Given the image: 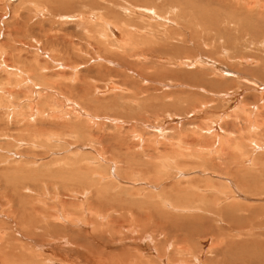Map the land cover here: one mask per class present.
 I'll use <instances>...</instances> for the list:
<instances>
[{"label": "rangeland", "instance_id": "1", "mask_svg": "<svg viewBox=\"0 0 264 264\" xmlns=\"http://www.w3.org/2000/svg\"><path fill=\"white\" fill-rule=\"evenodd\" d=\"M51 1L0 0V264H109L110 259L175 264L180 256L186 264H264V106L258 104L264 94L240 79L244 76L264 85V6L253 0H147L164 18L154 20L134 11L137 8L133 6L145 0ZM204 13L218 18L216 27L203 24L207 20ZM104 21L110 22L115 33H121L115 25L131 31L142 26L146 34L160 33L163 43L168 42L159 30L167 26L168 47L151 42L149 48L114 49L118 44L114 32L106 29L108 43L100 36ZM257 23L259 32L245 28ZM225 30L233 36L230 43L224 40ZM137 36L133 35V40ZM100 38L105 45L98 49ZM145 47L158 48L164 51L159 55L167 58L175 54L178 58L183 54L200 57L204 64L172 67L167 59L156 56L137 63L135 71L124 63L116 64L129 48L143 52ZM59 64L78 67L59 71L55 69ZM214 65L224 68L231 80L210 77ZM12 68L20 77L9 73ZM231 70L239 77L231 76ZM72 71H76L75 77L69 80ZM109 76L118 82L125 80L131 92L148 88L147 95L137 93L142 104L125 102L120 92H99ZM6 77L17 86L10 85ZM143 77H148L147 84ZM26 78L48 91L65 90L66 96L86 104L101 121L77 117L64 98L55 94L52 102L70 110L68 116L59 117L62 112L52 103L47 105L50 102L39 107L37 85L19 86ZM198 86L215 92L229 89L231 97L217 98ZM36 103L42 110L31 108ZM239 104L245 111L254 104L255 112H240ZM200 105L202 111L197 110ZM227 113L225 122L218 120L216 128L222 125L241 139L225 146L217 155L219 160L214 151L202 158H185L173 152L176 146L166 143L151 150L153 138L148 133L154 132L159 140L160 128V132L167 129V136H174L176 142L182 136V141L191 139V149L205 148L203 144L210 142L213 134L199 127ZM105 117H119L122 125L107 122ZM187 123H197V128L188 124L191 130H186ZM136 134L143 135L145 143L134 138ZM74 163L86 179L74 174ZM63 179L74 182L66 184ZM98 189L104 193L103 202L95 196ZM69 199L73 207L67 205ZM141 248L145 254L140 253Z\"/></svg>", "mask_w": 264, "mask_h": 264}, {"label": "bare ground", "instance_id": "2", "mask_svg": "<svg viewBox=\"0 0 264 264\" xmlns=\"http://www.w3.org/2000/svg\"><path fill=\"white\" fill-rule=\"evenodd\" d=\"M51 1V0H50ZM53 1H55V0H53ZM63 1V0H62ZM67 1V0H66ZM67 2H69V1H67ZM71 2V1H70ZM69 2V3H70ZM253 2H254V4L255 5H257V6H260L261 4H262V6H264V0H253ZM51 3H52V1H51ZM53 3H55V2H53ZM64 3V2H63ZM249 3V2H248ZM62 4V3H61ZM88 4V3H87ZM127 4V3H126ZM31 5V4H30ZM66 5V4H65ZM70 5V4H69ZM128 5V4H127ZM62 6V5H61ZM134 8H137V9H135L134 11H136L135 13H138V14H142V15H144L143 17H146L147 19H154L155 17H159L160 19H164L162 16H161V14L157 11V8H156V6L155 5H153L151 2H148L147 0H145V1H143L139 6H136L135 7V5L133 6ZM59 8V7H58ZM129 8V7H128ZM60 9V8H59ZM125 9H127V8H125ZM171 10H172V8H170ZM123 10H124V7H123ZM90 13V12H89ZM184 13V12H183ZM79 14V13H78ZM146 14H150L149 16L148 15H146ZM175 14H176V12H175ZM205 15H206V18H207V20H204L206 23H203L204 25H207V26H209V27H216L217 26V23H218V18H216V16L215 15H211V14H206V13H204ZM57 15V14H56ZM80 15V14H79ZM96 15V14H95ZM152 15V16H151ZM58 16V15H57ZM214 16V17H213ZM65 17V16H64ZM80 17V16H79ZM250 17V16H249ZM94 18V17H93ZM158 18V19H159ZM244 18H245V16H244ZM63 19V18H62ZM203 19H204V17H203ZM71 19H69V21H70ZM154 20H156V19H154ZM260 20V19H259ZM61 21V20H60ZM76 21V20H75ZM80 21V20H79ZM81 22V21H80ZM174 22V24H176L177 25V22H175V21H173ZM258 22V21H257ZM260 23V22H259ZM264 23V22H263ZM81 24H83V23H81ZM80 24V25H81ZM76 25V24H75ZM103 27H102V29L101 30H99L100 31V33L102 32V34H100V36L102 37L103 36V39H102V41L103 40H105V35L104 34H106V29H109L111 32H114V31H112V29H111V25H110V22H107V21H104V23H103ZM143 25V24H142ZM163 25H165V24H163ZM180 25V24H179ZM258 25V23L257 24H254V25H250V26H246L245 28L247 29V30H249V31H253V32H256V31H258L257 29H259V27L260 26H258L257 28H255V26H257ZM78 26V25H77ZM116 26V28H117V30H121V33H119V31H116V33L114 32L113 33V35H114V39H115V41H118V44H114V46H112L114 49H120L121 48V50L122 49H124V48H128V47H132V46H134L136 49L137 48H141L142 46L144 47V46H146L147 48H149V45H151L152 43L151 42H155V43H157L158 45H159V47H168V43H169V34H168V32H167V30L165 29L167 26H164V27H162V29H160L159 31H163V32H161V34H162V36L164 37L163 38V40H165V41H167L168 43H163L162 42V39L158 36L159 34H156L155 32H152L151 31V33L150 34H146L147 32H146V30L144 29V27H142V26H137L136 28H135V26H134V28H135V30L134 31H131L130 29H123V26L121 27V26H118V25H115ZM86 26H84V31L86 30V28H85ZM100 27V26H99ZM128 27V26H127ZM150 27V26H149ZM169 27V26H168ZM79 27H77V29H78ZM263 28V27H262ZM81 29V27L79 28V30ZM264 29V28H263ZM44 31V30H43ZM263 31V30H262ZM87 32V31H86ZM85 32V33H86ZM146 32V33H145ZM259 32V31H258ZM261 32V31H260ZM67 34V33H66ZM201 34H202V32H201ZM223 34H224V36H225V39L224 40H226V42H231L230 41V38H232L233 36H232V34H231V32L230 31H228V30H225V31H223ZM252 34H254V33H252ZM258 34H260V33H258ZM257 34V35H258ZM120 35H121V38H119L120 37ZM133 35H138L137 36V40H133ZM203 35V34H202ZM243 36V35H242ZM259 36V35H258ZM261 36V35H260ZM257 37V36H256ZM156 38H160V39H156ZM210 38H213L212 36H210ZM95 39H96V37H95ZM98 39V38H97ZM81 40V39H80ZM93 41V40H92ZM92 41H91V44H93L92 43ZM211 41H212V39H211ZM235 41V40H234ZM99 43H96L97 44V48L99 49V45H101L102 47H104V45L101 43V38H100V41H98ZM103 42H106V40L105 41H103ZM106 43H108V42H106ZM116 43V42H115ZM220 43V42H219ZM235 43V42H234ZM264 43V42H263ZM260 44V43H259ZM107 46H108V44H106ZM154 46V45H153ZM13 47H15V46H13ZM96 47V46H95ZM102 47H100L101 48V51H102ZM145 47V48H146ZM158 47V46H157ZM105 48H106V46H105ZM135 48H134V50H132V48H131V50H130V48L127 50V51H125V55H124V57L122 58V54H120L121 56V61L120 62H118L117 61V65H118V63H121V65H122V63H124V67H126L127 69H131V68H133L137 63H140V61H142V62H146V60H149V59H151L152 57H154V56H156L158 59H162V60H166L167 59V61H165V62H168V64L169 65H171L172 67H174V66H188V65H195V64H199V66L201 65V64H204V62L201 60V58L199 57V58H194V59H192V58H190L189 56H187V55H182V58H178V57H176L175 55H179V54H175L174 56H170V58H167L166 56H162V55H164V51H162V52H160L159 51V49L158 48H154V50L153 49H145L146 51H144L143 50V52H142V50L141 51H136L135 52ZM14 49V48H13ZM13 49H12V51H13ZM32 50V49H31ZM80 50V49H79ZM87 50V49H86ZM106 50V49H105ZM138 50V49H137ZM140 50V49H139ZM74 51V50H73ZM83 51V50H82ZM99 52H100V50H98ZM104 51V50H103ZM133 51V52H132ZM14 52V51H13ZM84 52V51H83ZM82 52V53H83ZM112 52H114V51H112ZM167 52V50L165 51V53ZM174 52H175V50H174ZM16 53V52H15ZM21 53V52H20ZM85 53V52H84ZM114 53H116V52H114ZM121 53V52H120ZM10 54V53H9ZM17 54V53H16ZM100 54V53H99ZM108 54V53H107ZM110 54H111V52H110ZM159 54H162V55H159ZM169 54V53H168ZM21 55V54H20ZM88 55V54H87ZM103 55V54H102ZM109 55V54H108ZM114 55V54H113ZM117 55H119V51H118V53H117ZM225 55L227 56H229V54H227V53H225ZM99 56H101V55H99ZM110 56V55H109ZM116 56V55H115ZM227 56V57H228ZM98 57V56H97ZM169 57V56H168ZM230 57V56H229ZM104 58V57H103ZM119 58V57H118ZM175 58V59H174ZM252 58V57H251ZM232 59V58H231ZM57 60V59H56ZM97 60V59H96ZM100 60V59H99ZM154 60H155V58H154ZM52 61V60H51ZM88 61V60H87ZM92 61H93V59H92ZM98 61V60H97ZM150 61V60H149ZM191 61H193L192 63H191ZM208 61V60H207ZM210 61V60H209ZM254 61V60H253ZM59 62V61H58ZM100 62V61H99ZM241 62V61H240ZM60 63V62H59ZM90 63V62H89ZM112 63V62H111ZM153 63V62H152ZM212 63H213V61H212ZM243 63V62H242ZM155 64H157L156 62H155ZM205 64H207V63H205ZM217 64H218V62H217ZM238 64H239V62H238ZM247 64V63H246ZM245 64V65H246ZM254 64V63H253ZM113 65V64H112ZM140 65V64H139ZM147 65V64H146ZM244 65V64H243ZM70 66V65H69ZM88 66H89V64H88ZM96 66H97V64H96ZM119 66V65H118ZM203 66V65H202ZM75 67H78V66H71V67H68L67 65H65V64H59V65H57V67L55 68V69H58L59 71H60V69H65L66 70V68H68V69H72V70H76V68ZM98 67V66H97ZM101 67H102V65H101ZM142 67H144V66H142ZM149 67H150V65H149ZM160 67H162V68H168V66H166V65H160ZM211 67H213V68H211V70H210V77H220L221 79H222V77H227V78H229L230 79V77H228V76H226L227 74H226V71H224V68L223 69H221V68H219V67H217V66H211ZM236 67V66H235ZM11 68V67H10ZM94 68V67H93ZM106 68V67H105ZM147 68V67H146ZM202 68V67H201ZM245 68V67H244ZM13 69V71H9V73H13L14 75H15V77H17V76H19L20 77V72H18L16 69H14V68H12ZM54 69V70H55ZM109 70H110V72H112L111 70L112 69H110V68H108ZM137 69V68H136ZM150 69H151V67H150ZM11 70V69H10ZM43 70V69H42ZM46 70V69H45ZM53 70V69H52ZM108 70V71H109ZM133 70H134V68H133ZM161 70V69H160ZM159 70V71H160ZM21 71V70H20ZM24 71V70H23ZM135 71V70H134ZM167 71V70H166ZM170 70H168V72H169ZM236 71H238V70H236ZM73 72H76V71H72V75L70 76V78H69V80H71L73 77H75L73 74ZM139 72H140V70H139ZM151 72V71H150ZM8 73V74H9ZM21 73H23V72H21ZM47 73H49L48 71H47ZM56 73V72H55ZM54 73V74H55ZM79 73V72H78ZM129 73V72H128ZM133 73V72H132ZM152 73V72H151ZM7 74V73H6ZM58 74V73H57ZM230 74H232L231 76H233V77H239L238 75H237V73H235V71L234 70H231V73ZM48 75H51V74H48ZM79 75V74H78ZM77 75V76H78ZM109 75V74H108ZM110 75H112V74H110ZM137 75H138V73H137ZM154 75V74H153ZM7 76V75H6ZM28 76V75H27ZM79 76H82V75H79ZM115 76L116 77H118V75L117 74H115ZM8 77V76H7ZM6 77V78H7ZM23 77V76H22ZM21 77V78H22ZM121 77V76H120ZM140 77V76H139ZM256 77H257V74H256ZM77 78V77H76ZM84 78V77H83ZM95 77H93V79H94ZM8 79V82H10V77L9 78H7ZM56 79V78H55ZM60 79H62V78H60ZM75 79V78H74ZM99 79V78H98ZM118 79H119V77H118ZM228 79V80H229ZM240 79H243L245 82H247V84H250L251 86H253V87H251V88H256V90H257V88H258V91L260 92V93H262V94H264V85L263 86H260L257 82L256 83H254V82H252L251 80H249V79H247V77H244V76H240ZM50 80V79H49ZM75 80H77V79H75ZM142 80L145 82V84H147V82L146 81H149V79H148V77H146V78H142ZM223 80V79H222ZM226 80V79H225ZM227 80V81H228ZM231 80V79H230ZM66 81V80H65ZM68 81V80H67ZM79 81H81V79H79ZM84 81V80H83ZM93 81H96L95 79L93 80ZM235 81V80H234ZM98 82V81H97ZM237 82H238V80H237ZM239 82H241V80L239 81ZM25 83H28L27 85H30L29 83H31L32 85H30V86H32V87H34L35 85H37L36 83H34L33 82V80H31V79H29V78H26L22 83H20V85L19 86H22L23 84H25ZM62 83V82H61ZM60 84V83H59ZM65 84V83H64ZM76 84H78V82H76ZM80 84V83H79ZM78 84V85H79ZM95 84V82L93 83V85ZM99 84V83H98ZM264 84V83H263ZM10 85H14V86H17L12 80H11V82H10ZM53 85H54V83H53ZM74 85V84H73ZM82 85V84H81ZM93 85H91V86H93ZM104 85H105V88L104 89H102V90H98L99 92H101V93H104V94H108V93H111V94H113L114 92L113 91H115V92H120L121 94H120V96H122V97H124L125 98V102H127L128 101V103L132 100V102H135L136 104H142L141 103V99L139 100V96H140V94H142V96L145 94V95H147V90H148V88H144V89H142L141 87L140 88H138V90L137 89H135L136 91L135 92H131V90H130V88L127 86V84H126V81L125 80H119V82L118 81H116L115 80V78L113 77V76H109V78H108V80L106 81V83H104ZM161 85H163V84H161ZM164 85H166V83L164 84ZM262 85V84H261ZM76 86V85H75ZM74 86V87H75ZM25 87H26V85H25ZM40 88V89H37V88ZM54 87H56V86H54ZM58 87V86H57ZM65 87V86H64ZM71 87V86H70ZM78 88V90H80L79 89V86H77ZM103 87V86H102ZM23 88V87H22ZM68 88V87H67ZM83 88H85V86L83 87ZM92 88V87H91ZM197 88H199L201 91L203 90V91H206V92H208V93H210V95H212V96H214V97H219L220 96V98L221 97H224L223 99L225 100L226 98H228V97H231V95H230V91H229V89H225V90H228V92H223V91H218V92H215V91H212V90H208V89H206V88H204L203 86H198ZM21 89V88H20ZM56 89V88H55ZM60 89H61V87H60ZM64 89H66V88H64ZM82 89V88H81ZM95 89V88H94ZM238 89V88H237ZM50 90V89H49ZM89 90L90 89H88V92H89ZM165 90V89H164ZM168 90V89H167ZM231 90V89H230ZM235 90V89H234ZM50 91H53L54 93L53 94H51L50 95ZM50 91H48L45 87H42V86H38L37 85V87H36V93H35V95L37 96V103L39 104V107H41L42 106V104H46V102H50L49 104H47V105H51V103L53 104V106L54 107H57V108H59L60 109V111L62 112V114H60V116L59 117H63V116H68V114L67 113H69V111L71 110V111H73L74 113H75V115L78 117H82V118H86V119H88V120H90V121H93V120H98V121H101L100 120V118H99V115L96 117V116H93L91 113H90V110H89V108L86 106V104H84L83 102H81V101H75V100H73L72 98H70V97H68V96H66L63 92L65 91H61V93L60 92H58V91H54V90H50ZM67 91V90H66ZM92 91V90H91ZM75 92H77L76 91V89H75ZM87 92V93H88ZM129 92L131 93V94H129ZM168 92V91H167ZM174 92V91H173ZM15 93H17V92H15ZM137 93H140V94H137ZM165 93V92H164ZM171 93V92H170ZM55 94V95H54ZM94 94V93H93ZM114 94H116V93H114ZM118 94V93H117ZM175 94V96H176V93H174ZM244 94V93H243ZM16 95V94H15ZM14 95V96H15ZM53 95L56 97V98H60V97H62V98H64V100L66 101V105H67V108H69L70 110H68V109H64L63 107H61L59 104H57L58 102L57 101H55V102H52V100L55 98V97H53ZM139 95V96H138ZM171 96V95H170ZM202 96V95H201ZM112 97V96H111ZM114 97V96H113ZM167 98H168V96H167ZM167 98H166V100H167ZM170 98V97H169ZM168 98V99H169ZM179 98V97H178ZM216 98V99H217ZM233 98V97H232ZM157 99V98H156ZM164 99V98H163ZM186 99V98H185ZM229 100V99H228ZM89 101V100H88ZM185 101V100H184ZM220 101V100H219ZM260 103H258V104H261V106L263 105L264 106V98H263V95H262V97H260ZM44 102V103H43ZM159 102V101H158ZM215 102V101H214ZM37 103H36V105L34 104L33 105V107H31V108H35L36 106L38 107V105H37ZM91 103V102H90ZM111 103V102H110ZM114 102H112V104H113ZM176 103V102H175ZM180 103V102H179ZM209 103V102H208ZM228 103V102H227ZM235 103V102H234ZM243 103V102H242ZM114 104H117V102H115ZM113 104V105H114ZM148 104V103H147ZM162 104H163V102H162ZM198 104V103H197ZM200 104H201V102H200ZM128 105V104H127ZM167 105V104H166ZM212 105H214V104H212ZM235 105V104H234ZM251 105V106H250ZM249 105V107H251L252 109L253 108H255V107H252V106H254V104H250ZM31 106V105H30ZM118 106V105H117ZM129 106V105H128ZM165 106V105H164ZM227 106H229V105H227ZM239 107H240V104L238 105ZM238 106H237V108H238ZM242 106V105H241ZM246 106V105H245ZM38 107V108H39ZM202 107H204L203 105H200L199 106V109H197V107H196V109L197 110H200V111H202L201 110V108ZM231 107V106H230ZM230 107H229V109H230ZM235 107V106H234ZM191 108V107H190ZM228 108V107H227ZM226 108V109H227ZM236 108V107H235ZM241 109L243 108V107H240ZM248 108V107H247ZM257 108H259V105L257 106L256 105V109ZM36 109V108H35ZM149 109V108H148ZM193 109V108H192ZM206 110H207V108H205ZM239 109V108H238ZM241 109H239L240 110V112H243V111H245V110H241ZM244 109H246V108H244ZM252 109H250V111H248V110H246L244 113H247L248 115L249 114H251V113H254L255 111H252ZM38 110V109H37ZM40 110H42L41 108H39V111ZM50 110V109H49ZM149 110H152V109H149ZM51 111H54V112H56V113H59L60 111H57V110H54V109H52ZM193 111H195V107H194V110ZM192 111V112H193ZM205 111V110H204ZM190 113H191V111H189ZM186 113H188V112H186ZM194 113V112H193ZM96 114V113H95ZM219 114V113H218ZM246 114V115H247ZM97 115V114H96ZM196 115V114H195ZM229 114L227 113V114H224V116L222 117V114L221 115H217L218 117H217V119L215 120V121H213L212 119V121H210V123L208 122L207 124H205L204 126H202L201 125V127H199V129L200 130H203V129H205V130H203V132L204 133H208V134H213V136H211V141L210 142H208L207 144H203V146L205 147V148H199V149H196L195 150V148L194 149H191V146L192 145H190L191 144V142L192 141H190L191 139H185L184 140V138H183V141H182V137H184V136H182V137H178V138H180V142L178 141V142H176L175 141V139H174V136H172V135H168L167 136V129L165 130V129H162L163 131H161L160 132V130H161V128H160V130H159V132H158V135H159V140L157 139L158 137H157V134H154V132L153 133H151V131L148 133V135H150V137H152L153 138V141H152V145L151 144H148L147 146L149 147L150 145L151 146H153L154 145V148L153 149H151V150H159V146L160 145H162V144H164V143H166V145H168V147H169V144H170V146L172 147V146H176L177 147V149H176V147H175V149L176 150H173V149H171V150H173V152L176 154V155H181V156H184L185 158H188V157H193V158H195V157H197L198 158V156H200L201 158H202V155L204 154H206V155H212V151H214L213 153L215 154V159H217V160H219L218 158H221V157H218L217 155H219L220 153H221V151H224V147L225 146H228V145H231L232 143H234L235 141H237L238 139H241L240 138V136H236V135H234L233 136V131H229V130H226V129H224L223 128V126L222 125H219L218 124V128H216V126H215V124H217V122H218V120H219V123H220V120L221 121H224L225 122V120H223V118H225V117H227ZM238 115V114H237ZM255 115V114H254ZM254 115H252L251 117L253 118L254 117ZM198 116V115H197ZM209 116V115H208ZM211 116V115H210ZM119 118V117H118ZM118 118H112V117H110V119H109V117H105V119H107V122H112L114 125L116 124V123H118L119 121H122V119L121 120H119ZM211 118V117H210ZM210 118H209V120H210ZM255 118V117H254ZM245 119H247L246 117H245ZM87 120V121H88ZM175 120V119H174ZM208 120V121H209ZM230 120V119H229ZM250 120V119H249ZM95 121H93V122H95ZM124 121V120H123ZM128 121V120H127ZM190 121V120H189ZM207 121V120H206ZM240 121H241V119H240ZM252 121H253V119H252ZM177 122V121H176ZM175 122V123H176ZM180 121H178V123H179ZM246 122H248V119L247 120H245L244 121V124L246 125ZM250 122V121H249ZM104 123V122H103ZM120 123V122H119ZM206 123V122H205ZM212 123H214V125L212 124ZM121 124V123H120ZM189 124V125H188ZM198 124H200V123H198ZM226 124V123H225ZM253 124V123H252ZM251 123H250V125H252ZM122 125V124H121ZM188 125V127L189 126H192V127H196L197 126V123H187V124H185L184 125V129H186V128H188V127H186ZM228 125V124H227ZM250 125H248V128L250 129ZM255 125V124H254ZM199 126V125H198ZM250 126V127H249ZM258 126V125H257ZM166 127V126H165ZM234 128H236L235 126H233ZM247 127V126H246ZM245 127V128H246ZM253 127H256V126H253ZM197 128V127H196ZM156 129V128H155ZM247 129V128H246ZM154 130V129H153ZM158 130V129H157ZM156 130V131H157ZM176 130V129H175ZM187 130V129H186ZM188 130H191V129H189L188 128ZM193 130H195V129H193ZM260 130V129H259ZM155 131V130H154ZM164 131H166V132H164ZM169 131V130H168ZM210 133H209V132ZM236 131H238L237 130V128H236ZM181 132H182V130H181ZM197 132V131H196ZM202 132V131H201ZM238 132H240V130L238 131ZM237 132V133H238ZM133 133V132H132ZM184 133H185V131H184ZM189 133V132H188ZM197 133H200L199 131L197 132ZM241 133V132H240ZM134 134V133H133ZM186 134V133H185ZM195 134V133H194ZM244 134V133H243ZM188 135H190V134H188ZM238 135V134H237ZM198 136V135H197ZM202 137H204V135H201ZM133 137L134 138H137L139 141H142V139L144 138V136L142 135H137L136 134V136H134L133 135ZM143 137V138H142ZM147 137V136H146ZM177 137V136H176ZM202 137H198L199 139L200 138H202ZM212 137H215L214 139L212 138ZM187 138V137H186ZM192 138V137H191ZM194 139V138H193ZM199 139H197V140H199ZM148 140V139H147ZM148 141H150V140H148ZM148 141H147V143H148ZM142 142H144V140L142 141ZM151 142V141H150ZM145 143V142H144ZM194 143V142H193ZM250 143V142H249ZM165 145V144H164ZM182 145H184L183 147H182ZM189 145V146H188ZM215 146H219L218 148H216L215 149ZM193 147V146H192ZM183 149V150H182ZM187 150V151H186ZM227 150V149H226ZM225 150V151H226ZM230 151V150H229ZM226 153L224 152V155H225ZM208 157V156H207ZM190 159V158H189ZM214 159V158H213ZM161 160V159H160ZM164 160H167V159H164ZM164 160H163V162H164ZM204 161H205V159H204ZM207 161H208V159H207ZM230 161V160H229ZM162 162V161H161ZM213 162V160L211 161V163ZM215 163V162H214ZM222 163H224V162H222ZM160 164V163H159ZM226 164V163H225ZM161 165V164H160ZM200 165V164H199ZM209 165H210V163H209ZM212 165V164H211ZM162 166V165H161ZM224 166V165H223ZM234 166V165H233ZM77 167H79L78 165H76V163H74V166H72V168H76V173L74 172V174L75 175H77L79 178H82V179H86L87 177H86V175H85V177H83V176H81L80 175V173H79V171H78V168ZM199 167V166H198ZM219 167V166H218ZM230 168H231V165H230ZM66 169V168H65ZM164 169V168H163ZM232 169V168H231ZM158 170V169H157ZM169 170V169H168ZM205 170V169H204ZM161 171H162V168H161ZM176 171H179L178 173L180 174V175H182V176H186L185 174H186V172H184V171H182V170H176ZM233 171V170H232ZM165 172V171H164ZM163 172V173H164ZM5 173V172H4ZM72 173V172H71ZM234 173H235V171H234ZM73 174V175H74ZM192 174V173H191ZM229 175V174H228ZM189 176V175H188ZM213 176H215V175H213ZM240 177L242 178V176L240 175ZM75 178V177H74ZM64 180V179H63ZM64 182H66V184L68 183V184H72L74 181H73V179L72 180H64ZM228 182V181H227ZM244 182H245V180H244ZM229 184V183H228ZM173 189V188H172ZM179 192V191H178ZM95 196H96V198H97V200L98 201H104V193H103V191H101V190H97V191H95ZM183 196V195H182ZM188 196V195H187ZM178 197H179V195H178ZM189 198V197H188ZM179 199V198H178ZM182 199V197L180 196V199L179 200H181ZM165 200V199H164ZM170 200V199H169ZM178 200V201H179ZM186 200V199H185ZM110 201H112V200H110ZM109 201V202H110ZM115 201V200H114ZM177 201V200H176ZM164 202V201H163ZM66 204H67V202H66ZM164 204V203H163ZM68 206L70 205H72V207L75 205L74 203H72V201L69 199V204H67ZM165 205H168L167 203L165 204ZM172 206H174L173 204H172ZM170 207V206H169ZM211 207V206H210ZM187 209V208H186ZM194 209V208H193ZM89 213H90V211H88ZM97 216V215H96ZM103 216V215H102ZM101 217V216H100ZM107 220H108V218H107ZM83 223V222H82ZM135 228V227H134ZM133 229V228H132ZM120 233V232H119ZM118 233V234H119ZM90 238V237H89ZM87 242V241H86ZM89 242H91V241H89ZM62 243V242H61ZM71 244V243H70ZM83 247V246H82ZM81 247V248H82ZM142 249V248H141ZM137 251V250H136ZM145 251V250H144ZM144 251H143V249L142 250H140V253L141 252H143L144 253ZM147 251V250H146ZM145 254V253H144ZM101 255V254H100ZM148 254L146 253V256H147ZM180 255V254H179ZM183 255V254H182ZM103 256V255H102ZM179 257V256H178ZM192 257V256H191ZM197 257V256H196ZM242 257H247L248 259H250V258H254V256H248V255H246V254H243L242 255ZM181 258H183V256H180V258H178L176 261H175V264H186V262L187 261H185V258H184V260L183 259H181ZM34 259V258H33ZM94 259V258H93ZM119 259V258H118ZM192 259H194V258H192ZM191 259V260H192ZM197 259L198 258H196V261H197ZM255 259V258H254ZM111 260V261H110ZM109 261H110V263L109 264H133V262L132 261H130V262H128V263H121V262H119L118 260H112V259H110ZM190 260V261H191ZM34 261V260H33ZM101 261V260H100ZM114 261V262H113ZM116 261H118V262H116ZM256 261H263V259L262 260H256ZM195 262V261H194ZM36 263H37V261H36ZM35 262H31V264H36ZM62 263V262H61ZM135 264V263H134ZM189 264V263H188ZM190 264H191V262H190ZM194 264H197V263H194ZM257 264H260V263H258L257 262ZM262 264V263H261Z\"/></svg>", "mask_w": 264, "mask_h": 264}]
</instances>
